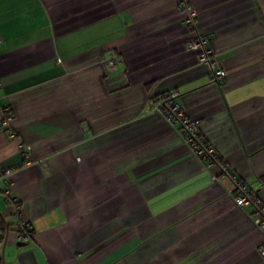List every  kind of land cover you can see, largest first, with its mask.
<instances>
[{
	"label": "crops",
	"instance_id": "1",
	"mask_svg": "<svg viewBox=\"0 0 264 264\" xmlns=\"http://www.w3.org/2000/svg\"><path fill=\"white\" fill-rule=\"evenodd\" d=\"M194 32L220 81L185 49ZM0 37V264H264L252 207L146 108L178 92L264 203V0H0Z\"/></svg>",
	"mask_w": 264,
	"mask_h": 264
},
{
	"label": "built area",
	"instance_id": "2",
	"mask_svg": "<svg viewBox=\"0 0 264 264\" xmlns=\"http://www.w3.org/2000/svg\"><path fill=\"white\" fill-rule=\"evenodd\" d=\"M184 11L186 12L187 27L192 29L194 27L196 12L190 6L185 4V2ZM185 49L195 52L196 62L209 69V80L211 82H218L225 76L222 69L215 67L216 60L207 37L194 32L193 36L185 43ZM100 61L105 67L106 74L113 72L118 64V60L115 56H102ZM177 97L178 92L175 90L151 96L146 102V108L150 111L158 112L168 124L173 125L177 123L180 125V130L183 133V144L191 150V153L195 158L205 162L206 168L209 169L212 166L217 168L218 172L217 174L212 175L213 179L222 178L227 179L230 182V194H232L234 198L235 205L239 208L247 205L251 206L253 209V224L259 232L264 234V203L258 198L254 189L249 187L229 168V166L217 154L213 146L201 135L199 130L200 120L186 116L182 106L176 100ZM7 110L8 109L6 108L4 109L5 116L1 119V124L5 128L8 127V120L10 117ZM9 136L14 138L15 134L10 132ZM18 149L23 157L24 164L31 163V146L19 143ZM40 164H44V162L40 161ZM4 174L8 175L9 172L5 171ZM7 202L9 204H15L16 199L10 197L7 198ZM14 230L18 242L29 240L30 225L23 219L18 218L14 224ZM258 251L261 256H264V246H260Z\"/></svg>",
	"mask_w": 264,
	"mask_h": 264
},
{
	"label": "trees",
	"instance_id": "3",
	"mask_svg": "<svg viewBox=\"0 0 264 264\" xmlns=\"http://www.w3.org/2000/svg\"><path fill=\"white\" fill-rule=\"evenodd\" d=\"M261 182H264V177H261ZM0 228L3 229V223L1 218H0Z\"/></svg>",
	"mask_w": 264,
	"mask_h": 264
}]
</instances>
